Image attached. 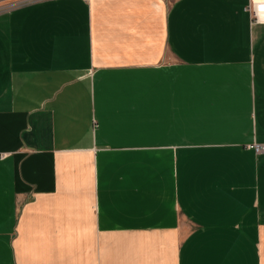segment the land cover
Instances as JSON below:
<instances>
[{
	"label": "crops",
	"instance_id": "obj_1",
	"mask_svg": "<svg viewBox=\"0 0 264 264\" xmlns=\"http://www.w3.org/2000/svg\"><path fill=\"white\" fill-rule=\"evenodd\" d=\"M9 2L0 264H264L252 0Z\"/></svg>",
	"mask_w": 264,
	"mask_h": 264
},
{
	"label": "rangeland",
	"instance_id": "obj_2",
	"mask_svg": "<svg viewBox=\"0 0 264 264\" xmlns=\"http://www.w3.org/2000/svg\"><path fill=\"white\" fill-rule=\"evenodd\" d=\"M25 1H28V0H10V2L8 3V5L7 4L6 5H7V7H12V6L18 5L21 2H25ZM165 154L166 153H162L161 154L162 157ZM164 166L165 165L162 164V167L163 168H164ZM37 199H38V197L36 198V200H35V198L32 199L33 200V203L34 202H37ZM38 217L43 218L41 215H39ZM62 219H68V218L64 217ZM172 252H173V249H170V245L167 244L166 247H165V249H162V252H161L162 253L161 254L162 255L161 256V264H172L173 263V258H171L172 257Z\"/></svg>",
	"mask_w": 264,
	"mask_h": 264
},
{
	"label": "bare ground",
	"instance_id": "obj_3",
	"mask_svg": "<svg viewBox=\"0 0 264 264\" xmlns=\"http://www.w3.org/2000/svg\"><path fill=\"white\" fill-rule=\"evenodd\" d=\"M252 3L254 4V10L256 12V17L259 22H264V1H258V0H252ZM259 8V9H258ZM259 10H263L260 12Z\"/></svg>",
	"mask_w": 264,
	"mask_h": 264
},
{
	"label": "built area",
	"instance_id": "obj_4",
	"mask_svg": "<svg viewBox=\"0 0 264 264\" xmlns=\"http://www.w3.org/2000/svg\"><path fill=\"white\" fill-rule=\"evenodd\" d=\"M252 4V13H253V20L254 21H258V19H257V17H256V13H255V10H254V4L253 3H251ZM259 9V8H258ZM260 12H262L263 10H259ZM255 151L257 152V153H259V152H264V146H262V147H259V146H255Z\"/></svg>",
	"mask_w": 264,
	"mask_h": 264
}]
</instances>
